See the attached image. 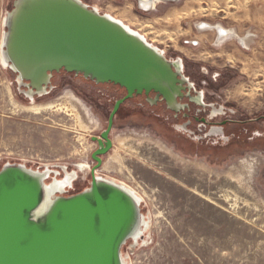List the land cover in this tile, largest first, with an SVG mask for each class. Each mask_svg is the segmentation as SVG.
Segmentation results:
<instances>
[{
  "label": "rangeland",
  "instance_id": "1",
  "mask_svg": "<svg viewBox=\"0 0 264 264\" xmlns=\"http://www.w3.org/2000/svg\"><path fill=\"white\" fill-rule=\"evenodd\" d=\"M83 1L123 20L168 58L181 59L185 75L218 109L201 140L175 127L168 109L136 108L137 97L117 113L114 148L103 157L108 168L98 173L135 189L151 218L144 240L124 246L126 261L264 264V0H156L149 9L140 0ZM13 3L0 0V169L7 162L49 164L63 176L60 164L92 167V137L106 128L124 92L61 72L50 94L27 99L1 59ZM199 22L251 34V42L246 47L232 36L216 46L215 30L202 31ZM213 129L222 133L209 135ZM193 130L202 134L197 125ZM90 181V170L80 174L69 194Z\"/></svg>",
  "mask_w": 264,
  "mask_h": 264
},
{
  "label": "water",
  "instance_id": "2",
  "mask_svg": "<svg viewBox=\"0 0 264 264\" xmlns=\"http://www.w3.org/2000/svg\"><path fill=\"white\" fill-rule=\"evenodd\" d=\"M5 26L4 56L27 99L50 93L61 71L120 86L126 95L115 101L100 136L92 137L96 164L82 191L69 194L68 186L48 198L47 184L61 181L59 169L2 166L0 264H124L122 250L142 225V207L123 186L96 174L112 149L115 117L126 100L143 94L149 105L161 101L175 113L188 106L184 98L203 105L202 99L191 96L181 59L168 58L83 0H14Z\"/></svg>",
  "mask_w": 264,
  "mask_h": 264
},
{
  "label": "bare ground",
  "instance_id": "3",
  "mask_svg": "<svg viewBox=\"0 0 264 264\" xmlns=\"http://www.w3.org/2000/svg\"><path fill=\"white\" fill-rule=\"evenodd\" d=\"M156 2V0H140V3H141V6L145 9H149L152 7L153 3ZM128 7V6H127ZM127 9V8H126ZM129 9V8H128ZM111 10V9H110ZM131 10V9H129ZM118 12V11H117ZM114 13V12H113ZM126 14V13H125ZM111 18L115 19V20H118L119 22H121L123 25H125L130 31L134 32V33H137V34H140L141 36H143L146 40V36L141 34L140 32H138L137 30L133 29L131 26H129L128 24H126L123 20L119 19V18H116L115 16L111 15V14H108ZM133 15V14H132ZM123 16V15H121ZM7 19V17H6ZM6 19H5V22L6 23ZM135 21V20H133ZM136 22V21H135ZM134 23V22H133ZM202 31H211V30H215L216 32V40H215V43H216V46H219L221 45L222 43L226 42L228 39H230V37H237V39L241 42V44L243 46H248L251 42V34H245V35H239L236 30L234 28H227L226 26H224L223 24L221 23H217V24H211V23H207V22H199L197 24ZM250 33V32H249ZM4 35H5V32H4ZM3 43H4V38L2 40V49H1V59H2V62L3 64L9 68V64L8 62L6 61L5 59V56H4V52H3ZM158 48V47H157ZM161 50V49H160ZM72 95V94H71ZM70 95V96H71ZM73 98V97H72ZM32 99V101L34 100V98H30ZM71 99V97H70ZM74 99V98H73ZM68 101V100H67ZM31 107V106H30ZM28 107V108H30ZM34 107V106H33ZM53 105L50 104L48 106H46L47 109H50L52 108ZM31 109V108H30ZM44 109V108H43ZM32 110L36 111V112H39L41 110V108H33ZM61 166V169L63 170V176L61 178V181H58V180H55L52 184H47V189H48V198H51L54 193L57 191V190H63V188H69L71 186H74V183L75 181L77 180L78 176H79V173L76 169H71L69 170L68 169V166L67 164H60ZM78 165V164H76ZM45 167L50 170V165L49 164H46ZM41 170V169H40ZM97 176H100V177H103V178H106L108 180H111L121 186H123L126 190H128L135 198L136 200L139 202L140 206L142 207V202H143V198L142 196L135 190L133 189L132 187H130L129 185L125 184L124 182H118L116 181L115 179L113 178H109V177H105L103 175H99L97 174ZM239 187V186H238ZM50 199H48L49 201ZM47 201V202H48ZM46 206V205H45ZM44 206V208H45ZM150 222H151V218L148 214H144L143 213V222H142V225L137 229L135 235H134V241L138 244L140 242L141 239L144 240V238H142L143 235L146 234V232L148 231L149 229V226H150ZM145 242V241H144ZM122 259H123V263L124 264H129L127 261H126V258L124 257V254H122Z\"/></svg>",
  "mask_w": 264,
  "mask_h": 264
},
{
  "label": "flooded vegetation",
  "instance_id": "4",
  "mask_svg": "<svg viewBox=\"0 0 264 264\" xmlns=\"http://www.w3.org/2000/svg\"><path fill=\"white\" fill-rule=\"evenodd\" d=\"M61 72H65V71H61ZM65 73H67V72H65ZM55 74L56 73H54V76H55ZM67 74H74V73H67ZM54 76H53V78H54ZM186 77H188V76H186ZM53 78H52V81H53ZM188 79L190 80L189 77H188ZM190 82L193 85V87H192V89L190 91L191 96L197 97V96L200 95V98L202 99L203 105L202 104H197L195 102H191V101H189L188 98H184L181 102L183 104H186L187 103L188 106H186L183 110L179 111L178 113H175V112L170 111L171 112V115H169V116L175 122V124H174L175 127L177 126L179 129H185L186 131H191V132H193V136L194 137H198L199 140H201L204 137V135H205V137H208V135H207V129L209 127H212L213 125H215V123L213 122V119H214L213 117L214 116H217L218 109L217 108H214L212 104L207 103L205 101L204 93L197 90L194 82H192L191 80H190ZM115 86H117V85H115ZM117 89H119L120 91H123L124 92V94L121 95L120 98H122V97H124L126 95V91H125L124 88H121L120 86H118ZM50 93H48V94H50ZM151 95L154 96L153 93ZM135 97H137V99L140 100V101L139 100L135 101L136 108L140 109V108L145 107L146 105H149L148 102H147V100H146V96L144 94L143 95H140V96H135ZM35 98H37V97H35ZM35 98H34V101H35ZM134 98H132V99H134ZM117 99H119V98H117ZM129 100H131V99L126 100L121 105V108H122V106L126 105V103ZM156 107L157 108H161L163 110H166L165 103L164 102H161V101H159L156 105L153 106V108H156ZM120 109H119V111H120ZM210 114H212V116H213L212 118L210 117ZM195 125L198 126V131L199 132H202V134H199L198 132H196V131L193 130V127ZM223 126H225V124H223L222 127ZM204 128H205V132H203V129ZM112 142H113V146H112V149H113L114 148V141H113V139H112ZM97 148H98V146H96L95 150ZM105 155L102 156L103 163H104V158L103 157ZM95 164L96 163H94L92 166H94ZM73 166H74L73 169H76L78 171V173H79V176H78V178H77L76 181H78V179L80 178V174H86L89 170H91V164L89 162H87V161L84 162V163H78V165H73ZM102 166H103V169L108 168V164L106 162L104 164H102ZM68 169L71 170L69 167H68ZM96 174L101 175L100 173H98V171H97Z\"/></svg>",
  "mask_w": 264,
  "mask_h": 264
},
{
  "label": "built area",
  "instance_id": "5",
  "mask_svg": "<svg viewBox=\"0 0 264 264\" xmlns=\"http://www.w3.org/2000/svg\"><path fill=\"white\" fill-rule=\"evenodd\" d=\"M231 38V37H230ZM164 52V51H163ZM165 54V53H164ZM40 169H42L41 167H40Z\"/></svg>",
  "mask_w": 264,
  "mask_h": 264
},
{
  "label": "crops",
  "instance_id": "6",
  "mask_svg": "<svg viewBox=\"0 0 264 264\" xmlns=\"http://www.w3.org/2000/svg\"><path fill=\"white\" fill-rule=\"evenodd\" d=\"M104 164V163H103Z\"/></svg>",
  "mask_w": 264,
  "mask_h": 264
}]
</instances>
